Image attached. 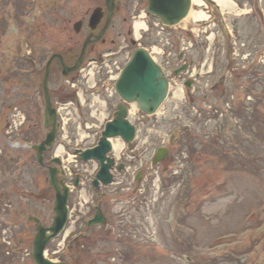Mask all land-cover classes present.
<instances>
[{"label":"rangeland","instance_id":"obj_1","mask_svg":"<svg viewBox=\"0 0 264 264\" xmlns=\"http://www.w3.org/2000/svg\"><path fill=\"white\" fill-rule=\"evenodd\" d=\"M5 1L0 0V16L6 22L4 35V27L0 30V237H8L10 242L1 239L5 254L1 256L0 251V264L2 259H8L5 264H34L31 243L36 229L27 216L34 215L50 225L54 215V190L46 166L53 165L51 155L56 146L44 152V165L39 164L32 148L49 131L43 125L45 62L52 53L62 55L67 65L76 61L90 32L87 21L98 6L105 11V0H51L48 4L47 0H21L15 19L2 13ZM233 1L239 12L231 10L222 18L218 10H213L215 24L207 30V35L215 34L210 51H205V38L195 51L202 57H213L210 79L226 75L223 87L195 94L194 110L170 98L165 104L166 116L141 118L136 106L130 119L137 126L138 137L130 145L125 143L120 156L114 151L109 153L125 165L122 170H112L113 182L109 185L98 189L92 186L89 172L95 167L93 161L69 164L72 170L80 171L81 180L69 196V231L74 234L68 236L66 244L81 231L85 234L73 242V247L72 241L65 247V255L75 253L70 264H123L116 256L112 260L113 254L121 253L132 255L133 264H264V63L241 57L229 59L233 40L242 44L240 53L243 43L252 52L264 53V21L251 16L264 12V0H249L252 4L248 0ZM146 6V0H116L110 26L98 42L87 47L82 63L108 49L119 51L109 61L121 62L131 50L134 17ZM146 21L150 24L153 18L147 17ZM103 23L104 19L96 31ZM151 33L147 34V44L156 42ZM172 33L176 43L185 38L182 28L172 29ZM17 51L27 56V63L16 57ZM242 65H253L255 71ZM245 92L252 97L246 101L251 104L244 112L247 116L240 119V112L229 115L226 103L231 95L237 93L235 100L245 101ZM48 93L52 103L68 94L76 100L61 74L58 59L51 63ZM98 93L106 97L105 89ZM87 102L94 103L90 95ZM97 102L92 109H82L97 132L96 139L102 126L101 113L107 119L120 99L114 94L106 97L105 103ZM90 112L95 115L89 116ZM63 114L71 116L70 112ZM72 115L65 133L75 140L80 129L74 111ZM217 122L221 126L217 127ZM185 126L187 132H182ZM176 131L179 136L169 144ZM162 138H166L164 145L169 152L162 161L152 164V155ZM137 171H141L138 181ZM98 205L106 223L87 229L86 222ZM58 241L48 243V257L55 258L52 251ZM187 255L202 261L190 263L185 259Z\"/></svg>","mask_w":264,"mask_h":264},{"label":"water","instance_id":"obj_2","mask_svg":"<svg viewBox=\"0 0 264 264\" xmlns=\"http://www.w3.org/2000/svg\"><path fill=\"white\" fill-rule=\"evenodd\" d=\"M109 8V16L112 14L113 2L112 0H106ZM190 7V0H149L148 11L160 17L161 21L168 25L177 24L188 12ZM102 16L100 8L94 10L90 17L89 25L91 28H95ZM101 33L97 36H89L84 41L81 54L73 66H65L61 55H58L63 65V73L68 74L70 70L76 69L82 60L85 47L91 41L98 39ZM135 44V41H132ZM54 54L48 60L46 74L43 81V87L45 90V118L46 124H51V131L47 134L46 138L36 145L37 160L42 163V152L47 146H51L54 140L56 129V113L51 107L50 99L47 93V76L48 66L50 61L56 57ZM188 84V83H187ZM115 88L120 97L126 102H136L139 108L146 114L154 112L158 106L163 102L168 91V81L161 72L160 67L151 59L147 51L142 47H137L133 50L129 61L123 68L120 77L116 81ZM127 107L119 103L117 105V111L112 121H109L105 129L102 131V135L99 139L98 145L94 148L87 149L79 154V156L87 160L94 158L100 162V169L97 172L96 177L104 184L111 181V174L109 172L110 167L113 165V159L106 156V153L110 150L111 144L108 137L120 135L127 142L133 139L135 128L126 119ZM52 119V121H51ZM167 154V149L161 147L157 150L153 157V163L163 159ZM57 169L52 167L49 170L50 182L56 191L55 206L56 216L53 223L49 227H44L39 223V220L34 218V221L38 224L36 229L37 233L33 240V258L36 264H66L64 262H56L47 259L44 254V248L47 242L57 236L62 230L67 219V197L68 190L64 186L63 192L57 182ZM97 178L94 180V184L97 185ZM105 218L101 212H97L95 217L89 221V223H104Z\"/></svg>","mask_w":264,"mask_h":264},{"label":"bare ground","instance_id":"obj_3","mask_svg":"<svg viewBox=\"0 0 264 264\" xmlns=\"http://www.w3.org/2000/svg\"><path fill=\"white\" fill-rule=\"evenodd\" d=\"M193 3L197 4V5H201L202 4V0H192ZM217 4L220 5L221 9H225L226 11H236V12H239L235 9V3L232 1V0H215ZM143 16V15H141ZM189 18H192L193 20L195 21H200V20H205L207 18V15L205 14V12L202 10V9H199V10H190L189 14L184 18L183 22H187ZM135 34H136V37H138L139 33L137 31L138 28H144L145 26V23L141 20V17L139 16L137 19H136V22H135ZM180 97L181 94H180ZM95 100H97V98H94ZM133 107H135V105H133ZM131 114H133V110L130 111ZM101 116L104 118L106 116L105 113H101ZM103 120V119H102ZM125 145L124 143L121 141V140H116L114 142H112V148H113V151L115 153H121L124 149ZM61 147H59V149L57 150V153H59L60 151H62V149H60Z\"/></svg>","mask_w":264,"mask_h":264},{"label":"flooded vegetation","instance_id":"obj_4","mask_svg":"<svg viewBox=\"0 0 264 264\" xmlns=\"http://www.w3.org/2000/svg\"><path fill=\"white\" fill-rule=\"evenodd\" d=\"M115 8H116V5H115ZM115 256L123 264L130 263V262L133 264V261H132V257L133 256L129 255L128 253H121L119 255L113 254L112 255V257H113L112 260H116ZM190 263H192V262H190Z\"/></svg>","mask_w":264,"mask_h":264},{"label":"trees","instance_id":"obj_5","mask_svg":"<svg viewBox=\"0 0 264 264\" xmlns=\"http://www.w3.org/2000/svg\"><path fill=\"white\" fill-rule=\"evenodd\" d=\"M10 73V72H9ZM13 75V77L15 76L14 74H12ZM254 107H255V105H254ZM253 112V111H252ZM245 116H247V114L245 115ZM1 204H2V199H0V206H1ZM3 246H2V244L0 243V251L2 252L1 253V256H4V251H3V248H2ZM8 259H2V263L1 264H5L6 263V261H7Z\"/></svg>","mask_w":264,"mask_h":264}]
</instances>
